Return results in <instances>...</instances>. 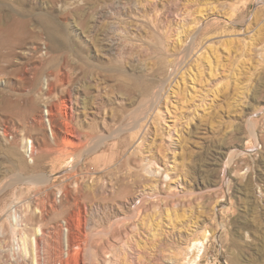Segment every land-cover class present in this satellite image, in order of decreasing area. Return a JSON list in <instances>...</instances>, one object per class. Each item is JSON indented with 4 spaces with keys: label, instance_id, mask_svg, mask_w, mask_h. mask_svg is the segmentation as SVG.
<instances>
[{
    "label": "rangeland",
    "instance_id": "1",
    "mask_svg": "<svg viewBox=\"0 0 264 264\" xmlns=\"http://www.w3.org/2000/svg\"><path fill=\"white\" fill-rule=\"evenodd\" d=\"M0 17V264H264V0Z\"/></svg>",
    "mask_w": 264,
    "mask_h": 264
},
{
    "label": "bare ground",
    "instance_id": "2",
    "mask_svg": "<svg viewBox=\"0 0 264 264\" xmlns=\"http://www.w3.org/2000/svg\"><path fill=\"white\" fill-rule=\"evenodd\" d=\"M29 15V14H28ZM45 15V14H44ZM16 17V16H15ZM1 18V20H2V17H0ZM24 19V18H23ZM39 22L41 23V24H43V26H44V28H43V30L42 31H40V32H35V31H31V35L32 36H34V37H43V36H47V37H50V38H53V37H56V36H59V35H61V34H63V29H61L60 28V26L59 25H57V23L54 21V19L53 18H51V17H48V16H45V17H40L39 18ZM52 26H54V28L52 27ZM42 29V28H41ZM8 34V33H7ZM161 93V92H160ZM159 96V95H158ZM154 102V101H153ZM158 102V101H157ZM258 135L254 132V137L256 138V142H257V144L260 146L261 144L260 143H263V141H264V135H262V140L263 141H261L258 137H257ZM160 173V172H159ZM169 178V176L168 175H166V177H165V179L167 180ZM153 194V193H152ZM20 212V211H19ZM14 218H15V224H16V226H18V227H21V226H23V217L24 216H22V215H19V214H17V213H15L14 214V216H13ZM12 217V218H13ZM12 221H13V219H12ZM13 230V229H12ZM19 230V229H18ZM15 232V231H14ZM13 232V233H14ZM25 233V232H24ZM21 247H23V246H21ZM19 248V247H18ZM25 248V247H24ZM20 250H21V248H19ZM19 249H17V250H19ZM23 249V248H22ZM24 251V250H23ZM21 252H22V250H21Z\"/></svg>",
    "mask_w": 264,
    "mask_h": 264
},
{
    "label": "built area",
    "instance_id": "3",
    "mask_svg": "<svg viewBox=\"0 0 264 264\" xmlns=\"http://www.w3.org/2000/svg\"><path fill=\"white\" fill-rule=\"evenodd\" d=\"M47 122H49L48 120V115H47ZM32 155H33V151H32V147H31V143L29 144V147H28V157L29 158H32Z\"/></svg>",
    "mask_w": 264,
    "mask_h": 264
}]
</instances>
